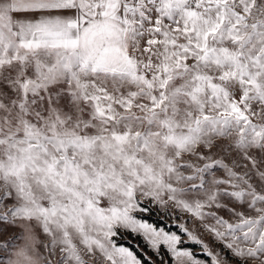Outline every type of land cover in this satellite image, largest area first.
<instances>
[{
	"label": "snow or ice",
	"instance_id": "6c2138e0",
	"mask_svg": "<svg viewBox=\"0 0 264 264\" xmlns=\"http://www.w3.org/2000/svg\"><path fill=\"white\" fill-rule=\"evenodd\" d=\"M0 237V264H264V0H0Z\"/></svg>",
	"mask_w": 264,
	"mask_h": 264
},
{
	"label": "rangeland",
	"instance_id": "374dc122",
	"mask_svg": "<svg viewBox=\"0 0 264 264\" xmlns=\"http://www.w3.org/2000/svg\"><path fill=\"white\" fill-rule=\"evenodd\" d=\"M214 152H218V149H213ZM219 155L223 156V158L225 159V162L226 163H230L231 160L233 159H238V157L235 156V154H227V153H219ZM217 175H222V171L221 172H218ZM232 206H236V205H232ZM237 210H240L239 208H237ZM164 214V210L163 209H154L152 214L150 215L151 217H154V218H157V219H160L161 216H163ZM220 215H225L223 212L219 213ZM225 218L228 219L229 217L225 215ZM183 218L181 217L177 222H182ZM164 224L167 226V227H174V229L172 230H176L175 229V225L173 223V220L171 218H166L164 220ZM188 227L190 229L192 228H198V234L202 236V238L207 242L209 241L210 237L208 236L207 233L203 232V229L202 227H200L198 224H193V222L189 221L188 223ZM8 235H11V232L8 233ZM6 237H0V240L2 239H5ZM130 238L128 236L127 233L124 234V236L118 238L117 242L120 243V244H124L125 241H129L130 242ZM125 245V244H124ZM126 246V245H125ZM198 251V249H196Z\"/></svg>",
	"mask_w": 264,
	"mask_h": 264
},
{
	"label": "trees",
	"instance_id": "16d2710c",
	"mask_svg": "<svg viewBox=\"0 0 264 264\" xmlns=\"http://www.w3.org/2000/svg\"><path fill=\"white\" fill-rule=\"evenodd\" d=\"M150 222H155V223H159L160 222V219H157V218H154V217H151V216H147L146 217ZM166 226V225H165ZM170 229H174V227H169ZM129 238L131 239L130 242L129 241H125V245L126 246H129V247H132L134 246V244L139 241V238L138 237H133V236H130L128 234ZM140 243L142 244V241H140Z\"/></svg>",
	"mask_w": 264,
	"mask_h": 264
}]
</instances>
